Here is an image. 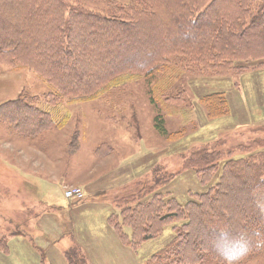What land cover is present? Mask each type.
Instances as JSON below:
<instances>
[{"label":"rangeland","instance_id":"374dc122","mask_svg":"<svg viewBox=\"0 0 264 264\" xmlns=\"http://www.w3.org/2000/svg\"><path fill=\"white\" fill-rule=\"evenodd\" d=\"M66 1L103 14L145 5L144 0ZM91 50L101 53L98 43ZM211 72L216 70L200 74L174 56L151 83L129 78L95 99L52 103V86L35 71L0 64V104L38 99L36 106L58 124L35 139L0 124V264H69L65 254L74 250L86 264H171L165 252L180 223H169L133 250L110 220L123 208L115 207V200L130 191L146 193L156 184L146 196L175 200L180 207L208 192L200 174L185 168L194 152L219 154L214 185L221 167L247 156L253 140L264 142V67L246 69V63L235 62L220 73L226 75ZM214 95L228 106L226 113L208 117L202 101ZM68 188L80 189L84 197L69 203ZM239 196L233 199L238 205L247 198ZM242 264H264V248L254 249Z\"/></svg>","mask_w":264,"mask_h":264},{"label":"trees","instance_id":"16d2710c","mask_svg":"<svg viewBox=\"0 0 264 264\" xmlns=\"http://www.w3.org/2000/svg\"><path fill=\"white\" fill-rule=\"evenodd\" d=\"M144 1V6L103 14L70 2L72 8L66 0H0V64L35 71L52 86V103L95 99L129 78L142 77L151 83L174 56L200 74L216 70L211 73L226 75L220 73L235 62L246 63V69L264 67V0ZM254 3L258 4L252 7ZM76 33L86 36L74 38ZM97 43L98 54L91 50ZM220 95L202 101L208 117L226 113L228 105ZM35 102L38 99L19 98L0 104V124L23 139L39 138L56 128L51 113ZM159 131L164 133L161 127ZM253 141L247 156L221 167L214 185L219 154L194 152L185 168L199 173L209 191L197 194L185 206L175 200L166 203L162 196H146L156 184L146 193L137 189L116 199L115 207L123 208L110 223L120 239L134 250L169 223H180L166 248L169 263H222L212 247L218 227L264 232V220L248 207L250 196L264 193V142ZM255 148L260 149L253 152ZM237 193L247 196L239 205L233 200L241 199L235 197ZM65 256L69 264H86L77 250Z\"/></svg>","mask_w":264,"mask_h":264},{"label":"clouds","instance_id":"9594fccd","mask_svg":"<svg viewBox=\"0 0 264 264\" xmlns=\"http://www.w3.org/2000/svg\"><path fill=\"white\" fill-rule=\"evenodd\" d=\"M254 205L259 217L264 220V193L255 194ZM212 247L222 264H242L254 249L264 248V232L249 234L244 231L233 232L227 227H218Z\"/></svg>","mask_w":264,"mask_h":264},{"label":"built area","instance_id":"2783aa9c","mask_svg":"<svg viewBox=\"0 0 264 264\" xmlns=\"http://www.w3.org/2000/svg\"><path fill=\"white\" fill-rule=\"evenodd\" d=\"M65 197L67 200H78L83 198V194L78 188H68L65 191Z\"/></svg>","mask_w":264,"mask_h":264},{"label":"bare ground","instance_id":"6f19581e","mask_svg":"<svg viewBox=\"0 0 264 264\" xmlns=\"http://www.w3.org/2000/svg\"><path fill=\"white\" fill-rule=\"evenodd\" d=\"M116 98H113V101L115 100ZM130 103V100H128V104ZM110 104H112L111 100H110ZM109 110V108H107ZM89 163H91L92 161L94 160H87Z\"/></svg>","mask_w":264,"mask_h":264}]
</instances>
